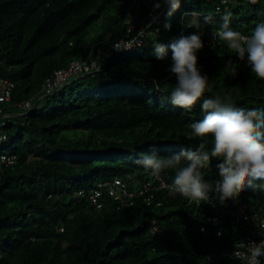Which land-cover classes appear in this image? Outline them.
<instances>
[{
	"label": "trees",
	"instance_id": "1",
	"mask_svg": "<svg viewBox=\"0 0 264 264\" xmlns=\"http://www.w3.org/2000/svg\"><path fill=\"white\" fill-rule=\"evenodd\" d=\"M157 2L168 16L150 22L141 45L103 58L98 69L41 94L30 109L17 107L40 92L55 68L96 54L123 35L128 20L136 28L145 25ZM225 8L234 30L252 34L264 22V0H230L227 6L221 0H181L171 15L163 0H0V75L16 82L4 105L6 146L18 156L0 171V264H236L222 250L247 237L264 240L256 221L237 214L245 208L264 217L261 189L248 188L223 204L213 191V203L200 205L169 196L167 188L149 204L137 196L131 205L107 198L96 207L76 194L115 176L135 187L151 177L150 169L134 162L146 154L165 158L201 143L210 150L211 137L188 138L190 125L206 115L201 104L189 111L171 103V50L158 59L146 37L158 28L165 31L160 44L169 45L181 35L210 32L223 23ZM186 11L201 14L200 28L181 22ZM98 22L101 29L94 28ZM209 37H202L197 53L213 89L209 96L230 93L238 107L264 108V80L224 42L206 43ZM221 162L212 159L202 169L213 188ZM160 176L172 183L175 172ZM202 211L217 220L207 221ZM153 221L158 230H151Z\"/></svg>",
	"mask_w": 264,
	"mask_h": 264
},
{
	"label": "clouds",
	"instance_id": "2",
	"mask_svg": "<svg viewBox=\"0 0 264 264\" xmlns=\"http://www.w3.org/2000/svg\"><path fill=\"white\" fill-rule=\"evenodd\" d=\"M229 2L221 0L225 6ZM259 2L249 0L253 5ZM163 3L170 5L171 15L180 7L181 0H163ZM154 7L159 9L161 3L157 2ZM200 16L197 11L184 13L181 22L187 27L200 28ZM231 16L232 13L225 8L223 23L213 32L214 41L224 42L240 60L246 58L251 73L257 79L264 80V22L258 23L251 35H244L230 27ZM203 21L208 23L210 17H203ZM142 42L143 39H140L138 46ZM203 47V40L196 33L181 35L169 45L155 44L158 59H163L171 50L170 72L176 76V83L170 91L171 103L189 111L199 103L201 110L206 113L203 120L190 125L188 138L205 141L211 137L210 150H205V144L201 143L196 150H182L165 158H159L155 153L146 154L134 162L150 169L156 177L165 170H173L175 177L167 186L169 196L179 194L190 203H213L210 193L214 191L223 204L228 199L238 198L248 188L264 190V108L238 107L230 93L209 96L213 92L212 86L208 76L198 66L197 53ZM114 48L127 49L131 45L118 42ZM236 74L234 69L232 75ZM212 159L222 161L218 164L220 179L215 181L214 188L202 172ZM257 181L261 183L257 184ZM260 227L264 230V221L260 222ZM235 247L246 249L244 252H235L236 258L244 264H260L259 258L264 257V240L247 245L240 243Z\"/></svg>",
	"mask_w": 264,
	"mask_h": 264
},
{
	"label": "built area",
	"instance_id": "3",
	"mask_svg": "<svg viewBox=\"0 0 264 264\" xmlns=\"http://www.w3.org/2000/svg\"><path fill=\"white\" fill-rule=\"evenodd\" d=\"M151 1V0H145ZM137 5L140 3V0H133ZM220 5H217V8H220ZM164 8L161 6L159 9H151L148 12L149 19L146 21L145 25H140L138 28L134 26L132 20H128V26L123 35L114 38L108 43V46L98 50V53L93 54L90 53L86 58H74L70 60L65 66L55 68L51 74L47 75L44 79L42 89L38 94H36L31 99H24L17 103V107L20 110H27L33 107V100H37L40 98L41 94L51 93L59 88H61L64 84H66L72 77L80 74V73H89L98 69L101 65L103 58L110 56L112 53L117 52L119 50L114 48V45L118 42H124L128 45H131V48L138 45V41L143 39L145 40L146 35V27L150 24V22H154L162 17ZM193 11H186L185 13H191ZM141 30L144 32L140 33ZM217 29H213L210 32H206L209 34V38L206 40V43H210L214 40L213 32ZM239 31V30H237ZM241 32V31H239ZM205 29H200L196 34H199L201 38L206 34ZM244 35H251L249 33L241 32ZM142 42V43H143ZM130 49V48H127ZM123 50V49H120ZM126 50V49H125ZM16 82L6 76L0 75V171L9 165H13L17 162L18 156L15 152L8 149L6 146V141L8 138V133L6 131V117L8 116V112L4 109V105L7 104L12 96V91L15 87ZM168 181H166L162 176L156 177L151 173V177L145 180L136 182L135 187H130L129 184L121 177H112V178H102L96 180L89 187H80L76 190V194L83 195L87 197L90 204H93L96 207H102L104 205L105 200L111 199L120 205H131L135 202L137 196H142V198L146 201V203H151L155 199V192L162 188H167L170 185ZM211 196V193H210ZM189 202V201H188ZM160 204V201L157 202ZM193 204L200 205L192 202ZM202 203V202H201ZM245 208H241L237 214L239 217L244 218H252L256 221L257 225L260 227V222L264 221V217L260 216V214L246 213ZM202 216L206 218L207 221H215L218 218L217 214H213L210 212L202 211ZM160 227L156 221L152 222L151 230H158ZM202 230L205 229V226L202 225L200 227ZM261 235L264 237V230L261 229ZM260 241L247 237L245 239L239 240L237 244L243 243L245 245ZM246 251L245 248H237L232 247L230 249L222 250V253L228 257L237 259L236 264H244V262L235 256V252ZM260 264H264V257H260Z\"/></svg>",
	"mask_w": 264,
	"mask_h": 264
},
{
	"label": "rangeland",
	"instance_id": "4",
	"mask_svg": "<svg viewBox=\"0 0 264 264\" xmlns=\"http://www.w3.org/2000/svg\"><path fill=\"white\" fill-rule=\"evenodd\" d=\"M168 14L165 12L163 14L164 19L167 18ZM165 25L169 24V20L164 21ZM100 27V28H99ZM95 29H101L100 22H98L95 27ZM165 31L159 32V29L157 28L156 30H151L149 32V35L146 37V41H148V44H151L155 46V44H160L161 43V36L164 35ZM155 42V43H154ZM8 145V144H7Z\"/></svg>",
	"mask_w": 264,
	"mask_h": 264
}]
</instances>
